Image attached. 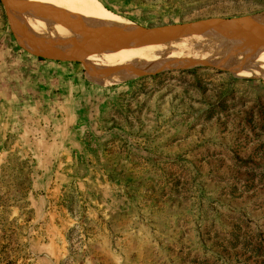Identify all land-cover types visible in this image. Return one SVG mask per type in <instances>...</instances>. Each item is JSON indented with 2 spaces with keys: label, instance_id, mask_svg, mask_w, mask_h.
<instances>
[{
  "label": "rangeland",
  "instance_id": "obj_1",
  "mask_svg": "<svg viewBox=\"0 0 264 264\" xmlns=\"http://www.w3.org/2000/svg\"><path fill=\"white\" fill-rule=\"evenodd\" d=\"M60 1L109 37L101 12L145 30L264 18V0ZM53 7L0 0V264H264V75L220 47L101 82L99 53L30 47Z\"/></svg>",
  "mask_w": 264,
  "mask_h": 264
},
{
  "label": "bare ground",
  "instance_id": "obj_2",
  "mask_svg": "<svg viewBox=\"0 0 264 264\" xmlns=\"http://www.w3.org/2000/svg\"><path fill=\"white\" fill-rule=\"evenodd\" d=\"M49 1L55 8L53 7L50 16L51 21L45 22L43 26L46 32H53L55 35H47L44 31L38 30L35 39L40 38L42 41L43 38L47 44L41 42L40 45L30 47L36 54L51 58L63 56L64 53L60 51L63 50V46L71 49L72 53L68 55H79L81 59L85 58L83 56L88 53L87 50L99 53L101 61L96 59L89 62V57L86 58L91 76L98 81L115 83L137 77L139 74L158 72L165 66L172 69L194 66L199 62L212 63L220 47L229 51L240 50L242 53L238 54L243 55L241 58H229L228 62L221 64L222 67L229 68L237 76H242L248 74L246 69L244 73L242 72V66L249 65L264 75V18L258 21L262 15L255 20L256 27H253V24L245 30L239 27L245 25L242 22L218 19L187 26L176 25L145 30L122 17L101 12L100 18L118 34V37L112 35L109 37L106 36L108 33L105 35L100 31L88 30L89 24L79 22L76 25L72 24L78 20L73 19L74 15L68 10L66 2ZM57 8L67 12L59 11Z\"/></svg>",
  "mask_w": 264,
  "mask_h": 264
},
{
  "label": "water",
  "instance_id": "obj_3",
  "mask_svg": "<svg viewBox=\"0 0 264 264\" xmlns=\"http://www.w3.org/2000/svg\"><path fill=\"white\" fill-rule=\"evenodd\" d=\"M189 24H192V23H187V24H185V26H187V25H189ZM39 56H41V55H39Z\"/></svg>",
  "mask_w": 264,
  "mask_h": 264
},
{
  "label": "trees",
  "instance_id": "obj_4",
  "mask_svg": "<svg viewBox=\"0 0 264 264\" xmlns=\"http://www.w3.org/2000/svg\"><path fill=\"white\" fill-rule=\"evenodd\" d=\"M39 59H42L41 57H39Z\"/></svg>",
  "mask_w": 264,
  "mask_h": 264
}]
</instances>
